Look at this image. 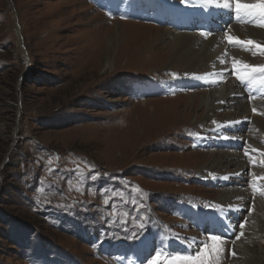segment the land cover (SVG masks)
Wrapping results in <instances>:
<instances>
[{
  "label": "rangeland",
  "instance_id": "obj_1",
  "mask_svg": "<svg viewBox=\"0 0 264 264\" xmlns=\"http://www.w3.org/2000/svg\"><path fill=\"white\" fill-rule=\"evenodd\" d=\"M171 1L179 22L183 7L195 8L199 22L219 11L202 0ZM164 6L167 0H0V264H151L158 254L163 264L165 257L192 255V240L178 239L189 232L188 206L222 204L226 191L238 193L231 206L251 197L253 209L257 199L264 203V177L256 182L250 173L249 185L236 178L229 187L220 185L222 174L215 177V169L242 163L264 173L255 158L264 154L239 151L234 133L221 129L229 137L223 142L215 128L236 111L235 99L200 120L206 115L200 94L217 89V80L195 84L176 73L177 65L175 73L162 69L164 51L129 37L116 42L114 65L106 68V36L116 21L179 28L162 17ZM247 103L249 113L237 117L248 119L242 135L264 147V132L253 124L264 125V110ZM226 143L231 147L219 146ZM221 152L234 163L203 168ZM248 214L239 219L244 237L235 243L254 249L252 264H264L257 256L264 230ZM189 227L205 237L194 250L211 244L208 228ZM146 237L152 241L144 257ZM223 239L215 264L242 258L235 243L229 257Z\"/></svg>",
  "mask_w": 264,
  "mask_h": 264
},
{
  "label": "bare ground",
  "instance_id": "obj_2",
  "mask_svg": "<svg viewBox=\"0 0 264 264\" xmlns=\"http://www.w3.org/2000/svg\"><path fill=\"white\" fill-rule=\"evenodd\" d=\"M202 1H204V3L207 4L206 0H202ZM167 4H168L167 7L166 6L163 7L164 11L162 9V17L167 20H170V24L176 27L179 26V28L177 29L176 27H174L176 29H173L171 27L169 28L168 27H165V28L164 27H152L151 25H146V23L143 24V23H138V22L133 23V22L116 21L115 22L116 29L113 30L114 33H110L109 35L106 36L107 37L106 39H109L110 43H109V48H107V50L104 52L105 66L107 69H112L114 65V62H113L114 56L112 57L111 55L113 47L116 45L117 41H120V39L129 37V39L131 38L132 42H134V44L138 46H141L143 44V46H149L151 49L157 46L158 49L164 51L166 54L167 62L166 64L164 62L165 65L162 67V69L173 70L172 65H177L175 69L176 73L180 75V77L181 76L185 77V79H187V81H190L191 83H194V82L195 84L196 82L202 83L204 81H207L208 79L218 80V78L215 77V75L218 77H224V79L219 80L220 83L219 82L218 83L220 84V86L217 89L210 90V91L208 90L207 92H202L200 94L198 105L199 106L201 105L204 109V112L206 113L205 117L201 116L200 120H203V121L208 120V118L214 117L216 115V112L223 108V105L226 101L231 100L230 95L232 93H239V90L234 85V81L229 80V77L231 76V74H228L227 73L228 70L226 69L227 67L230 69L233 66L232 65L233 58L245 61L253 65H264V60H260L263 57V55H260L259 53H257L256 55H253L252 51L243 50L238 46L235 49H232L230 52L228 50L230 44L225 39V33L239 37L242 40L251 39L261 45H264V29L256 28L257 25H247V24L245 25V23H244L245 26H243L242 24L241 25L229 24L223 27V25L226 24L225 20H223L221 27H218L216 32L210 33V35H208L207 38H205V36L201 35V33H208V32L206 28H204L203 22L205 18H211L210 16L203 18V21L199 22L198 19L202 18V16H200L199 13L197 14L195 12L196 10L192 11L195 8L193 9L191 8L192 10H189L188 7H183L181 9V12H182V16L185 17V20L179 22L178 18H180L181 16H178L176 14L177 11L174 8L172 9L168 8L172 6L176 7L177 4L172 2L171 0H167ZM199 8H201L202 10V7L200 5L197 6V10ZM219 13L220 11H217V15H219ZM128 24L135 25L133 26V29L131 30V32H127L128 30H123L122 28H121L122 30H118V27L128 25ZM147 28L150 30H148ZM182 28H186V29H182ZM223 60L227 67L226 66L218 67L219 64H221ZM180 65H183V67H180ZM235 101H236V104H235L236 111L231 113L230 115H224L223 117L221 116V118H218V120L222 122L219 124H216L217 126H215V128L216 129L219 128V130L222 133L224 131L221 129L227 127L228 121L229 123L234 122V120L237 119V117L240 118V117L245 116L246 114L249 113L251 109L249 106L250 104H248L244 99H235ZM146 102L147 101H144V104ZM194 102L195 100L191 101L190 106H189L190 109L194 107V104H193ZM169 103L171 102H168V104ZM171 106L173 107L172 104ZM252 106L255 107L256 112L264 110V101L263 100L256 101L255 103H253ZM241 120H244V119H241ZM253 120H254L253 124L256 127H258L259 130L264 132L263 123H261V121L259 122L258 119H253ZM247 141L248 143L246 147L253 154H257V155L264 154V147L261 144L257 143L256 142L257 140L249 138L247 139ZM221 153L222 154L215 155V157L211 159V162L209 160L210 163H208L207 165H204L203 168H206L208 170L209 168L207 166L219 168L224 163L225 165L234 163L233 159L235 158V156H232V154H229L230 152L229 153L221 152ZM230 156H232L233 159L229 160L230 162L226 161V158L228 157L231 158ZM261 157L262 158L259 159L258 157L255 156L257 162H261V163L264 162V157L263 156ZM243 167L244 165L237 164V166L234 167L233 170L221 171L220 169H215L216 170L215 176L216 177L220 176L221 172L222 173L237 172L238 170H241ZM250 173L256 176V180H257L256 182L261 181L259 179L264 177L263 171L259 172V171H256V169L254 170V168H252ZM237 195L238 193H228V191H226V194L221 195V200H224V201L220 200L219 202H221L223 206L227 208L228 207L227 204L230 202L229 201L230 198H233ZM218 214L221 216H226L227 211L226 209H223ZM250 215H251L250 216L251 224H254V226L258 229L261 228L260 231L262 232L264 230V203L261 199H257V203L255 204L254 211ZM262 234L264 235V233ZM234 248L236 252L242 254L241 255L242 258L233 259L230 262V264H252L249 260V257L253 258L255 256V251L253 248H251L248 244L246 245L243 243H235L233 245V249ZM257 256H258L259 262L264 260V248L262 247V243L258 244ZM256 261L258 260L256 259Z\"/></svg>",
  "mask_w": 264,
  "mask_h": 264
},
{
  "label": "snow or ice",
  "instance_id": "obj_3",
  "mask_svg": "<svg viewBox=\"0 0 264 264\" xmlns=\"http://www.w3.org/2000/svg\"><path fill=\"white\" fill-rule=\"evenodd\" d=\"M206 2L213 7L220 8L222 10H228L234 12L236 18L244 22L245 18H248V22H255L256 19L264 22V0H252V2H246V0H206ZM257 26L264 27V23ZM201 35L207 38L210 33H201ZM225 39L232 46H238L243 50L252 51L253 55L259 53L264 55V45L257 43L251 39L242 40L239 37L225 33ZM233 74L237 80L241 83L252 82L256 79L257 75H261L259 83L264 85V65H253L245 61L233 58ZM253 111H256L253 109ZM246 223V222H245ZM241 229L245 227V224L239 226ZM244 233L241 231L237 236L240 239ZM211 244H205L194 255H180L165 257L163 264H215L219 259L221 252L224 249V239L220 236L210 237ZM235 255V253H232ZM151 264H162L160 254H158Z\"/></svg>",
  "mask_w": 264,
  "mask_h": 264
}]
</instances>
